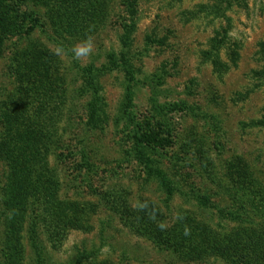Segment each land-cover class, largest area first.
<instances>
[{
    "label": "rangeland",
    "instance_id": "rangeland-1",
    "mask_svg": "<svg viewBox=\"0 0 264 264\" xmlns=\"http://www.w3.org/2000/svg\"><path fill=\"white\" fill-rule=\"evenodd\" d=\"M0 145V264L232 263L140 230L264 234V0H0Z\"/></svg>",
    "mask_w": 264,
    "mask_h": 264
},
{
    "label": "trees",
    "instance_id": "trees-1",
    "mask_svg": "<svg viewBox=\"0 0 264 264\" xmlns=\"http://www.w3.org/2000/svg\"><path fill=\"white\" fill-rule=\"evenodd\" d=\"M166 141L168 140L163 138L158 132H156L151 127L150 128L143 127L137 136L138 145L141 144L145 146L162 147L167 145ZM19 148L16 149L17 156H20L21 158L26 157L25 151L22 148L20 149ZM5 162L8 163L10 168L13 167L10 160H6ZM12 171L14 170L12 169ZM20 191L15 188L10 190L8 189L9 199L12 196L13 197L17 196L20 193ZM8 207L14 213L21 212L25 209L24 206L21 204H17L13 206L11 199L9 201ZM13 212H11V214H13ZM233 214H236L237 215V216L235 215L236 217H239L240 214L242 215V213L239 211L230 213V215ZM247 224H251V222L250 223L247 222ZM160 225L161 223L159 224L153 223L152 225H149L151 229L141 225V228L143 230L140 231H142L144 235H147L150 240L154 241L155 243L161 242L163 246L170 248L176 253L187 254V252L191 250H194V252L202 250V252H199V254L200 255L204 254L208 256L211 255L212 253L215 254L220 251L228 250L231 253L229 257L233 259L232 263L230 264H264V253H263L264 249L261 248V236L258 233L260 229L261 234L264 236L263 231L261 229V227L263 226L259 225L257 227L256 223L254 222H252V225L254 226H247V229H244L246 231L241 230L240 232H236V234H221V235L214 231L211 232L207 231V233H202V227L200 225H197L199 226L197 229H200L201 227V231L198 232L197 229L194 230L193 227H191V225H193V223L191 222L190 223L185 222V226L184 225L180 226L177 223H174L172 226L166 229L164 228L162 229ZM186 229L189 232V235L187 236L184 234ZM198 236H201V238ZM210 236H212V238H210ZM211 239L212 242L209 243ZM206 241L209 243V245L204 247V245H206L205 244ZM194 247L196 249H193ZM9 250L11 251L12 249L9 248ZM221 255H225V254H221Z\"/></svg>",
    "mask_w": 264,
    "mask_h": 264
},
{
    "label": "clouds",
    "instance_id": "clouds-1",
    "mask_svg": "<svg viewBox=\"0 0 264 264\" xmlns=\"http://www.w3.org/2000/svg\"><path fill=\"white\" fill-rule=\"evenodd\" d=\"M93 48H94L93 40L91 37H88L87 39L75 44L72 47L71 52L73 54V58L79 61L82 60L83 58L90 56L93 53ZM57 54L59 55L60 53L57 52ZM160 227L163 229L165 226L161 224ZM184 234L186 236L189 235L187 229L185 230Z\"/></svg>",
    "mask_w": 264,
    "mask_h": 264
}]
</instances>
